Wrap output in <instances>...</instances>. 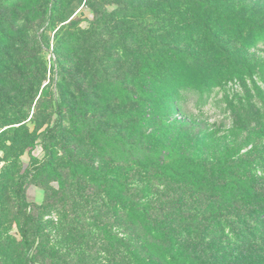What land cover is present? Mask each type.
Returning <instances> with one entry per match:
<instances>
[{"label":"trees","instance_id":"obj_1","mask_svg":"<svg viewBox=\"0 0 264 264\" xmlns=\"http://www.w3.org/2000/svg\"><path fill=\"white\" fill-rule=\"evenodd\" d=\"M181 6L174 11L176 35L137 41L138 88L127 100L125 135L110 139L113 154L70 148L62 177L44 190L41 205L24 194L51 166L50 156L16 183L13 220L23 264L55 260L48 228L59 225L63 203L53 201L63 198L71 211L83 210L74 235L96 248L100 263L107 257L106 264H264V94L245 104L244 116L236 111L243 102L225 93L264 67L248 55L260 21L245 17L234 0ZM222 91L225 115L210 122L204 107ZM60 125L43 139L54 140Z\"/></svg>","mask_w":264,"mask_h":264},{"label":"rangeland","instance_id":"obj_2","mask_svg":"<svg viewBox=\"0 0 264 264\" xmlns=\"http://www.w3.org/2000/svg\"><path fill=\"white\" fill-rule=\"evenodd\" d=\"M234 1L245 17L260 21L253 28L257 47L248 55L264 66V0ZM184 3L0 0V264H23L25 257L13 220L18 180L33 164L51 157V166L30 182L24 194L28 203L41 205L44 190L62 177L60 170L70 148L90 149L99 156L113 154L110 139L114 132L122 138L125 135L123 130L130 124L125 118L131 111L127 100L138 88L142 62L137 41L159 35L168 40L176 35L180 18L174 11ZM253 75L245 83H230L225 92L229 100L236 95L234 99L243 102V107L236 103L240 115L249 116L245 104H254L259 90L264 94V67ZM225 93L215 92L204 107L203 116L210 122L225 115ZM58 121L55 139H43ZM53 202L63 203L64 210L59 225L48 228L55 258L48 264H71V260L72 264H99L98 256L92 254L96 248L91 243L78 244L79 237L74 235L76 216L83 210L71 211L72 203L65 198ZM83 218L86 225L91 223L88 214ZM103 260L100 264L108 258Z\"/></svg>","mask_w":264,"mask_h":264}]
</instances>
